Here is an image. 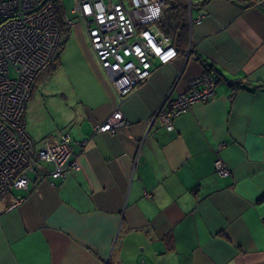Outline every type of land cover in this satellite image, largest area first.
Returning <instances> with one entry per match:
<instances>
[{
    "label": "crops",
    "instance_id": "1",
    "mask_svg": "<svg viewBox=\"0 0 264 264\" xmlns=\"http://www.w3.org/2000/svg\"><path fill=\"white\" fill-rule=\"evenodd\" d=\"M189 15L194 53L155 60L123 101L74 20L52 72L65 66L73 93L61 115L28 103L25 122L37 140L69 134L80 169L32 174L0 198V264H264V0H189ZM202 60L218 79L214 96L173 131L151 126L205 71ZM117 110L126 123L96 132ZM217 159L229 175L216 173Z\"/></svg>",
    "mask_w": 264,
    "mask_h": 264
},
{
    "label": "built area",
    "instance_id": "2",
    "mask_svg": "<svg viewBox=\"0 0 264 264\" xmlns=\"http://www.w3.org/2000/svg\"><path fill=\"white\" fill-rule=\"evenodd\" d=\"M164 4L165 0L76 1L73 12L122 101L150 78L155 60L166 64L179 55L158 24ZM64 20L70 27L75 23L67 15ZM61 34L56 0H0V196L27 189L32 174L40 181L64 179L80 169L69 134L46 138L38 147L23 120L36 81L52 62ZM216 84V77L204 71L191 80L188 91L169 98L151 121L157 116L173 131L174 119L195 102L212 98ZM125 123L117 110L95 131L115 133ZM215 171L222 177L230 174L221 159L215 161ZM21 201L15 198L11 208Z\"/></svg>",
    "mask_w": 264,
    "mask_h": 264
},
{
    "label": "trees",
    "instance_id": "3",
    "mask_svg": "<svg viewBox=\"0 0 264 264\" xmlns=\"http://www.w3.org/2000/svg\"><path fill=\"white\" fill-rule=\"evenodd\" d=\"M206 1L207 0H204V2ZM56 7L60 28L62 31L61 39L52 62L50 63L48 68L39 76V78H43L45 74H52V72L56 69L60 62V55L70 37L71 27L68 26L64 20L66 13L64 11L65 7L63 0H56ZM158 24L161 29L172 38V42L180 54H186L188 48H190L191 54L194 53L195 49L193 46H191L190 42L189 0H166L164 13L159 19ZM202 61L205 67V71L212 73L213 66L205 62V60ZM23 120L26 127L25 118ZM14 190H11L9 193H13ZM3 196H0V198H2Z\"/></svg>",
    "mask_w": 264,
    "mask_h": 264
},
{
    "label": "rangeland",
    "instance_id": "4",
    "mask_svg": "<svg viewBox=\"0 0 264 264\" xmlns=\"http://www.w3.org/2000/svg\"><path fill=\"white\" fill-rule=\"evenodd\" d=\"M76 1L77 0H63V3H64L66 14L69 15L70 18L77 20V22H79L80 18L78 14L73 12V8L76 4ZM74 66H77V62L75 63ZM65 71H66V67L64 66L61 70H59V73H54L52 75L46 74L44 75L43 78L42 77L38 78L36 81L37 86L35 84L36 88L34 87L35 88L34 95H32V97L29 98L27 104L33 102L35 103V105L37 106L39 110H40V107L44 104L43 109L46 111V113L54 112V113L61 115L62 114L61 104H62V101L64 102V99H63L64 97L62 95L67 93V95L71 96V94L73 93L72 92L73 87L70 85L71 76L68 72H65ZM62 88H65L66 90H64L63 92ZM39 115H40V120L37 121L39 125H45V128H47V126H52L53 118L47 117V119H45L43 117L44 114H41L40 112H39ZM53 117H55L54 114H53ZM29 135L36 141L37 146L40 147L42 144V141L34 138L31 135V133ZM13 192H17V191L14 190Z\"/></svg>",
    "mask_w": 264,
    "mask_h": 264
},
{
    "label": "water",
    "instance_id": "5",
    "mask_svg": "<svg viewBox=\"0 0 264 264\" xmlns=\"http://www.w3.org/2000/svg\"><path fill=\"white\" fill-rule=\"evenodd\" d=\"M189 59V55L187 56V58H186V61ZM158 119H157V116H155L153 119H152V121H151V126H153L154 125V123L157 121ZM108 262H106L105 264H107ZM147 264V263H146Z\"/></svg>",
    "mask_w": 264,
    "mask_h": 264
}]
</instances>
